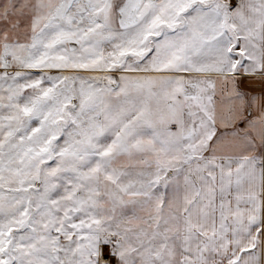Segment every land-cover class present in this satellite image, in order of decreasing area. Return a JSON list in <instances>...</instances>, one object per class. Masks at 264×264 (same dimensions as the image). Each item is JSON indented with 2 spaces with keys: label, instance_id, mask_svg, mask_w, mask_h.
Wrapping results in <instances>:
<instances>
[{
  "label": "snow or ice",
  "instance_id": "snow-or-ice-1",
  "mask_svg": "<svg viewBox=\"0 0 264 264\" xmlns=\"http://www.w3.org/2000/svg\"><path fill=\"white\" fill-rule=\"evenodd\" d=\"M0 264H264V0H0Z\"/></svg>",
  "mask_w": 264,
  "mask_h": 264
}]
</instances>
